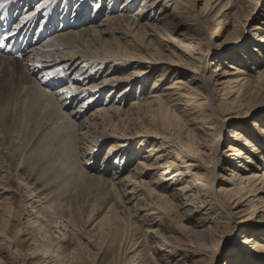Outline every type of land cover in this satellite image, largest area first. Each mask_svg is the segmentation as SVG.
Returning <instances> with one entry per match:
<instances>
[{"label": "bare ground", "instance_id": "1", "mask_svg": "<svg viewBox=\"0 0 264 264\" xmlns=\"http://www.w3.org/2000/svg\"><path fill=\"white\" fill-rule=\"evenodd\" d=\"M44 1L7 0L0 8V28L5 31L8 28L6 34L10 32L9 38L18 41L24 48L17 57L0 53V63H18L26 57L16 68L33 86L31 97L36 101L34 104L37 103L38 110L49 119L56 137L68 142L63 164L44 157L55 142L50 137L51 133L36 149H44L41 155L47 162L42 170L37 165L40 157H34L36 151L30 152L32 156L30 153L26 155L30 156L26 164L36 173V168L41 170L38 179H45L46 188L54 183L63 191L84 189L85 194L90 192V195H95L94 201L109 200V205L104 206L107 208L95 217L100 208L96 209L97 205L92 203L84 223L75 222L68 208L71 221L66 228L70 229V233L63 236L74 247L60 244L58 247L49 239L48 225L38 219L43 217L60 224L59 214L68 210V205L57 203V200L63 199L61 194L55 196L51 191L46 194V190L37 195L44 207L30 204L37 210L35 215L38 216L31 225L37 227L45 241L39 244L38 249L44 257H48V261H35L34 257L30 264H101L100 261L110 254L113 255V262H117L129 253L132 255L128 257L131 264H140L138 259L145 257V248H137L141 244L137 239L138 231L147 227V231H142L147 242L142 243L155 239L153 235L159 229L154 230V226L159 228L163 225L167 217L162 214L166 213V216L174 215L179 219V235L181 232L191 234L195 232L193 226L187 227L182 220L184 213L189 216L192 212H199L194 224L203 229L207 239L182 251L169 242L170 246L159 243L160 254L163 252L160 256L166 264H185L186 259H197L199 263L206 257L210 264H215L225 247H230L227 237L231 223L236 219L240 221L242 231L238 241L240 250L225 253L226 264H264V235L252 229L255 222L264 223V215L255 219L257 212L264 214V205L260 204L264 200L260 197L264 193V166H259L264 162V69L260 70L264 67V26L259 27L261 25L257 23L261 19H255V26L246 31L262 0H195L203 6H196L195 23L189 22L188 26L185 22H177L176 16L165 9L169 5L174 6L173 12L179 8L189 9L188 3L181 0H145L134 17H129L128 12L138 6L140 0H99L97 9L101 8L103 1H107L111 5L108 10L105 9L107 12H112L118 4V10L122 11L119 15L105 17L98 26L89 24L91 26L86 29L79 28L88 23L90 16L94 19L98 13V10L91 9V0L79 1L77 9L75 0ZM165 2L172 4L165 5ZM40 4L43 5L40 7ZM208 11H212V15L207 18H216L219 24L210 38L211 30L204 19ZM222 29H228L230 36L223 42H216ZM64 31L66 33H61ZM59 33L61 35L56 36ZM240 33L244 34L237 38ZM246 36H256V41L252 39L249 43L250 50L244 49L234 56L225 51ZM35 48L39 50L32 52ZM163 52L169 53L165 63L160 61L164 59ZM231 60L234 63L229 64ZM207 64L208 71L205 68ZM38 66L50 69L57 66L64 70L46 72ZM251 72L256 74L255 82L251 81ZM69 73L72 77L67 78ZM154 75L155 83L148 88L147 83ZM34 77H42L40 85ZM69 79L71 84L67 83ZM169 80L172 83L166 86L165 82ZM138 83L140 89L136 94L133 91ZM59 84L62 86L57 87ZM114 93H118L119 100H111ZM105 94H108L107 100L79 121L83 115L79 108L77 110V99L86 96L83 105H80L86 108L88 105H99V99ZM73 104H76L75 107H72ZM253 119H256L254 123L258 131L245 127ZM227 129L230 133L228 138L225 137ZM224 144L227 147L224 156L230 161L226 165L232 168V173L230 180H224L225 184L220 186L219 170L223 169L218 154ZM19 149H15L16 152ZM105 149L104 162L100 166ZM19 160L18 164L24 163ZM234 162L240 163V168ZM133 163L136 165L130 169ZM58 170L61 172L58 173ZM157 174L160 177L155 180ZM10 175L0 161L3 194L11 192L6 190L13 183ZM68 190L65 192L70 198L74 194ZM36 192L31 189L26 193L32 198ZM123 194L130 195L132 200L140 198L151 213L139 218L132 208L123 203ZM6 200L8 202L0 208V238L14 244L15 250L23 257L25 252H30L24 244L29 246L30 238L20 239L24 236L21 228L12 238L7 234L10 221L22 217L29 205L23 202L15 209L10 198ZM181 200H184L183 203ZM242 206L248 210L241 211ZM248 211L251 213L244 215ZM204 220L208 222L203 224ZM89 221L94 222L91 229ZM258 230L264 232V228ZM82 239L88 242L85 244ZM147 253L143 258L144 264H151V259H148L149 256L152 258L151 252ZM32 255L36 254L33 252ZM153 262L155 264L156 261Z\"/></svg>", "mask_w": 264, "mask_h": 264}, {"label": "rangeland", "instance_id": "2", "mask_svg": "<svg viewBox=\"0 0 264 264\" xmlns=\"http://www.w3.org/2000/svg\"><path fill=\"white\" fill-rule=\"evenodd\" d=\"M79 1H82V0H75V3H76V7L75 8L76 9H77V6L80 5ZM144 1L145 0H140L138 6L132 8L128 12L129 13V17H134L135 16L134 14L137 12V10L139 8L142 7V3ZM181 1H184L185 3H188L189 9L179 8V9H177V11L173 12V7L174 6L169 5V7H167V8L165 6L166 11L169 14L175 15L176 18H177V19L175 18V20L177 22H185V23H187V26L190 25V23H195L193 20H195L196 6H197V8H199V7H202L203 4L202 3L199 4L195 0H181ZM98 3H99V0H91V4H92L91 5V9L93 8V10L94 9L96 11L98 10V13L94 17V19H92V17L90 16V19H89L88 23L84 24V26L80 27L79 29L89 28L93 23L98 26V25H100L102 23V21L105 20L104 19L105 17L111 16V15L112 16L119 15V13L122 11V10H118L119 6H120V4H118L117 5L118 7L116 6L115 8H112V12H107L106 10H108L109 7H111V5H108L107 1H105V2L103 1V3L101 4V8L99 7V9H97ZM164 4L168 5V4H172V3L171 2L170 3H166L165 2ZM42 5L43 4H40L39 6L41 7ZM66 7H69V5H66ZM212 11H208V12H210V15L207 12L206 13L207 15L205 14L206 17L204 18V19H206V23L208 24L209 30H211V34H209V38L212 37V35L214 36V33L217 31V29L219 27L218 26L219 24H218L216 18H213V20H212V18L210 20H209V18H207V16H211L212 15ZM30 13H31V11H30ZM124 13H126V12H124ZM27 15H29V14L27 13ZM257 18L261 19V20H259V22H257L258 24L261 25L259 27H263L264 26V0L261 1V4L258 7V10L256 12H254L253 15L251 16L252 20L250 21L249 26L246 28V31L251 30L250 27L255 26L254 20L257 19ZM60 20H62V19H60ZM89 24H91V25H89ZM87 25H89V26H87ZM75 30L76 29H73V31H75ZM227 30L228 29H226V30L222 29L220 31V33L218 34L219 37H217L215 39V41L216 42H223V40L226 37L230 36ZM61 33H66V31L61 32ZM61 33H59L56 36H60ZM149 33L151 35H154V33L152 31H149ZM253 33L256 34L257 32H253ZM243 34L244 33H240L239 35H237V38H238V36H242ZM55 37L51 41H54ZM13 38L15 39L14 36H13ZM252 39L256 41V36H246V38H243L240 42H238V44L236 46H232L230 48H226L225 51L229 52V55H233V54L237 55V53L243 52L242 50H244V49H249L250 50V45L251 44H249V43L252 41ZM51 41H49V43ZM46 43H48V42H46ZM39 47H40V45H39ZM37 50H39V48L33 49L32 52H36ZM168 55H169L168 52H163V58L164 59H162L160 61H162V63L167 62L168 61L167 60ZM25 58L23 60H25ZM15 60H17V59H15ZM23 60H18V61L19 62H23ZM37 62L40 63L41 61H37ZM18 63H16V62L15 63H7L5 65H4V63H2V64L0 63V123L3 122L2 123L3 125L0 124L2 126V127L0 126V140H1L0 141L1 142L0 143V161L5 164V169H6V171H8L11 174L10 176H11V180L13 182L6 189V190L11 191V192H6V194H3V192L5 190L3 189V191H2V189L0 188V204H1L0 208L3 206L4 202L5 203L8 202L6 200V198H10V202L11 203L13 202L12 205L14 206L15 209H18V207H20V204L21 203L23 204V202L24 203L26 202L25 204L29 205V208L25 207L22 217H17L14 220L10 221L7 235L9 236V238H12V236L14 234H16V231L21 228L24 231V236H20V239H29L30 238V245L29 246L26 243H24L25 246L28 247L27 249H28V251L30 250V252H25L26 255H23V257H21L19 255V252H17L15 250V248H14L15 245L14 244H12L9 241L6 242V240L4 238H0V248L2 247L1 250H0V258H1L0 264H23V263L30 264L31 262L34 261V257H35V261L37 260L39 262H42V261L48 259V257L47 256L44 257V255H42V253L38 249L39 244L40 243H45V241H43V239L41 237V234L39 233V230L37 231V229H36L37 227L31 225L32 222L34 221V219H37L38 216L35 215L37 210L35 208H31L30 207L31 203L34 205V207L42 206V203L40 204V198H38L37 195L45 193L46 190H47L46 194L50 193V191H51L54 195L55 194L56 195H58V194L62 195L61 198H63V199L57 200V203H60L62 205L64 204V206L68 205V206H66V208L67 209L68 208L71 209L72 215L74 216L73 219L77 223H78V221H79V223L82 222V221L84 223L85 214L88 213L90 211V209L92 208L91 207L92 203H93V205H95V204L97 205L96 209L100 208L99 209L100 210L99 213H97L95 217L99 216L105 210V208H107V207H104V206H108L109 205L108 204L109 200H108V202H102L100 199H99L98 202L94 201L93 197L95 195H93V194L90 195V192H87L88 195L85 194L84 189H79V190L76 189V188H72V189H69V190L67 189L69 191V193L71 192L70 194H74L70 198H69L70 195H68V198H67V193L68 192L67 193L65 192V191H67L66 189H64L65 191H63L62 187H59L58 185H57L58 186L57 187L56 184L53 185L54 183L52 185L51 184L50 185L47 184L48 186L46 188V185H45L46 183H44L45 179L44 178H43L44 180H42L40 178H39L40 180L38 179V177H40L38 175L40 174V172L42 170V167L47 162V160H44L45 159L44 157L56 160L58 163L63 164V161L65 159V155H66V149H67V146H68V142H64L63 140H60L59 138L56 137L57 133L55 131H52V129H51L52 125L49 123V119L46 118V115L44 116L43 114H41V111L38 110L40 107L38 108V105H36L37 103L34 104L36 101L33 99V97H31V96H33L32 92L34 91L32 89L33 86L30 83L27 82L26 77L22 74L21 70L16 68V67H18V68L20 67ZM228 63L231 64V63H234V62L231 60V61H228ZM37 68L43 69L46 72L52 71L54 69H58V70H62V71L64 70V69H62L60 67H57V66H56V68H53V69L44 68L43 66H38ZM205 68L208 71V64H207V67H205ZM263 69H264V67L262 69H260V70H263ZM62 71H59V72H62ZM70 75H71V73L68 74L67 78ZM156 75L158 76V73ZM156 75H154L152 77L153 79L152 78L149 79V82L147 83V87L148 88L153 87V85L155 83V80H156ZM249 75H250L251 81L255 82L256 79H257L256 74L251 72ZM71 77H72V75H71ZM34 78L37 80V82L40 85V80H41L42 77H40V79H37L36 77H34ZM70 79L67 82L68 84L72 83V81ZM171 83H172L171 80H169L168 82H165V85L166 86H170ZM68 84H67V86H68ZM139 84L140 83L137 84V86L139 88L135 86V88H134L135 91H133L136 94L138 93V91L140 89V85ZM144 84H145V81L143 82V85ZM56 86L57 87H61L62 84H59V85H56ZM63 87H66V85L63 84ZM53 88L55 89V87H53ZM52 92L54 93L55 90L52 91ZM120 92L121 91H119L118 93H120ZM118 93L117 94L114 93L115 95L113 94V96L111 97V100L112 99H117L118 98L117 97ZM28 94H29V96H28ZM106 95H108V94H105L104 97L101 96V98L99 99L101 101V103L99 105L98 104L97 105H93V106H89L88 105L89 108L88 107L81 108V106L83 105V102H84L83 98L85 99L86 96L82 97V98H78L77 101H79V104H78L77 110L79 108L82 111V115H83L78 120L79 121L84 120L88 115H90L93 112H95L99 108V106H101L102 102L107 100V96ZM143 97L141 99H143ZM174 98H177V96H175ZM28 99H29L30 104L27 101ZM117 100H119V99H117ZM30 105H31V107H30ZM75 105L76 104H73L72 107H75ZM124 105H125V102H124ZM84 111H86V112L84 113ZM51 119L53 120V118L50 117V120ZM237 120H240V119H237ZM255 120L256 119H253L251 122H249V126H245V127H247L248 129H256L258 131L259 129L256 127V124L254 123V122H256ZM233 122L243 123V122L234 121V120H233ZM6 131H7V133L5 134ZM8 132H10V133H8ZM49 133H51L50 137L52 138V140L54 139L55 142H54L53 147L51 149H48V151H47L48 153L44 154V157H43L44 159H43L41 154L43 153L44 149H38L37 151H36V149H37V146L42 141L45 140V137ZM225 137H227V138L230 137V133H229L228 129L225 132ZM12 138H14V139H12ZM4 143H6V144H4ZM13 144L14 145L16 144V145H19V146H14ZM5 145H7V146H5ZM225 145L226 144L221 145V147H220V152L221 153L218 154V160L220 161L219 164H220V167L223 169V170H219V174L221 176L219 178L218 185H220V186H223L225 184L224 180H225V182H226V180H230L229 177H230V175L232 173V172H230L232 170V168H230V166H228V164L226 165V163H227V161H229V159L228 158L226 159V157L224 156V152L227 150V147ZM5 147L7 149H5ZM18 147H20L21 149H19ZM13 148L19 149L20 152H19V150H18V152L20 154L23 152L22 155H20L18 152H16L17 150H15ZM9 149H10V151H9ZM14 150H15V152H14ZM33 151H36L35 154H34L35 158H39L40 157L38 159V161L40 163L37 164V165H38V168H40L41 170L36 168V170H38L37 173H36V171H32L33 168H28L29 165L26 164L27 163V159L30 156H32L31 154L33 153ZM106 151H107L106 149H105V151L103 150V152H105V153L101 157L100 164H99L100 166L103 165V162H104L103 158H105L104 155H106ZM30 152H32V153H30ZM12 153H13V155H12ZM29 153H30V156H26V155H29ZM11 155L14 158H12ZM19 155L21 156V158H20ZM144 155H146V153ZM22 156H23V160L24 161L22 160ZM19 158H20V160H19ZM224 158H225V160H224ZM17 159L20 161V163L24 162L26 164V166H25L24 163L18 164L17 163V161H18ZM229 163H230V161H229ZM132 165L133 166H131L130 169H132L136 164L133 163ZM179 165H180V163H179ZM235 165H237V168L238 167L240 168V163L237 162V163H235ZM247 165L249 166L248 163H247ZM260 165L264 166V162H263V164L262 163L259 164V166ZM13 166H15V167H13ZM15 171H16V173H15ZM59 172H61V171L58 170V173ZM32 174H34V175L36 174L37 176L36 175L32 176ZM50 175H52V173L49 174L48 176H50ZM34 177H35V179H34ZM159 177H160V174H157V176L155 177V180L159 179ZM21 178L22 179L24 178L23 180L25 181L26 184L29 183L28 186L24 182H22ZM186 180L190 181L191 179L190 178H186ZM29 186H31V187H29ZM30 188L34 189L35 191H37L36 193H34V196H32V198L34 200H31V201H29V200L32 199V198L29 197L28 194L26 193L27 191L31 190ZM53 190H54V192H53ZM77 190H78V192H77V194H75V192ZM93 193H95V191H93ZM64 194H66V195H64ZM51 196H53V195H51ZM76 196H77V198H75ZM87 196L88 197L90 196V198H87ZM34 197H37V198H34ZM260 197L264 198V193ZM139 199L140 198L132 200L130 195H126V194L122 195L123 203L126 204V206H128L129 208H132L133 212L136 213L139 216V218H141L144 215H147L148 213H151V212L148 211L149 208L146 205V203L141 201V200H139ZM183 201L184 200H181L180 202L183 203ZM89 203H91V204H89ZM135 203L137 205L134 208V204ZM260 204L264 205V200ZM117 205H118V203H117ZM244 206H242L241 211L248 210V208H245ZM42 207H44V206H42ZM118 207H119V210H122L120 205H118ZM101 210H103V211H101ZM79 211L81 213H79ZM180 212L182 213L183 211L180 209ZM70 213L71 212H70L69 209L68 210L65 209L64 213L62 212L61 214H59L61 216V219L59 221L60 224H54L52 222H49L50 219L49 220L47 219L48 220L47 221L43 217H40L39 218L40 220L38 219V221L48 225L47 228H48V231L50 233V235H49L50 238L49 239L53 240L54 241V245L57 244L58 247H59V244H60V246L64 245V247H69V248L74 247V244L69 243V239L65 240V238L63 236L66 233L67 234L70 233V229L66 228V226H70L69 224H70L71 218L69 219L70 216H68V215H70ZM198 213L199 212H192V214H190L189 216H187V213H184L185 215L183 216L184 220H182V223H184L187 227H192L193 226L192 228H193V230L195 232H193L191 234L190 233H186V232H181L183 235L182 234L181 235L178 234V232L180 231V227L178 225L179 219L176 216H174V215H171L169 217V215L166 216V213H163L162 215H165V217H167V218L164 219L163 225L161 227L158 228L157 226H154V230L159 229V232L158 233L156 232V234L153 235V236H155V239L154 238H153V240L149 239L148 243H145V242H147V240L143 237L144 234L142 236V231L146 230L147 227L144 226V229L142 231L141 230L138 231L137 239L139 238V242L142 244L143 247L141 246V244H139L140 246H138L137 248L139 250L142 249V248H145L144 249L145 251L143 252L144 253L143 255H145V257L148 254L147 253L148 251L151 252L152 258H150V256H149V258L147 257L148 259L152 260V261L149 260V263L151 262V264H154L153 261L155 260L156 261L155 264H166L165 261L162 260V258L160 256L163 252H161V254H160L159 243H164V244H167L169 246L171 244V245H173V246H175L177 248H180L179 251L192 248V246H195V244L198 245V243L201 244V242H203V241H205L207 239V236L202 231L203 230L202 228L198 229L196 227V225L194 224V218H195L196 215H198ZM249 213H251V212L248 211V212L244 213V215L249 214ZM256 215H255V219H260L264 214L257 212ZM48 217H51V215L48 216ZM64 217H65V219H64ZM171 219H172V221H171ZM134 221H136V220L134 219ZM180 221H181V219H180ZM196 221H198V220H196ZM258 221H260V220H258ZM91 222L89 221L90 225L88 224V227H90L89 229H91L94 226L93 225L94 222H92V223ZM207 222L208 221L204 220V222H202V223L204 224V223H207ZM48 223H50V226H49ZM239 223H240V221L238 219H236L235 221H233L231 223V228L229 230V236L227 237V242L229 243L228 245L230 247L228 249L225 247L223 253L221 254L222 256L217 259L215 264H226V262H225L226 254H230L232 251L235 252L238 249L240 250V246H239L238 241H240V239L242 237L241 236L242 231H241V225ZM51 224H53V225H51ZM255 224H256L255 228H252V229H254L257 232H261L260 234L264 235V232L258 230L259 228H264V223L255 222ZM149 225L151 226L152 224L150 223ZM205 227H203V228H205ZM220 231H221V233L224 232L225 228L221 229ZM196 232H198V233H196ZM220 235H222V234H220ZM145 236H148V235L146 234ZM35 240H38V242H35ZM142 241H145V242L142 243ZM82 242H84L86 244L88 242V240L82 239ZM146 246H149V247L147 248ZM151 247H152V249H151ZM204 248L208 249L207 247H204ZM19 249H21V248H19ZM36 249H38V250H36ZM93 250H94V248H93ZM33 252L36 255H32ZM111 255L112 254H110L106 258L104 257V259H102L100 261L101 264H116L117 262H118V264L120 262H121L120 264H122V263L123 264H131V261L128 259V257L132 256L131 253L127 254L126 256L125 255L121 256L122 258H119L117 260V262L116 261L113 262V260H112L113 259V257H112L113 255L112 256ZM124 257H125V259H124ZM145 257L142 256L141 258L138 259V261H140V264H142L143 261H144L143 264L145 263V260L143 259ZM23 258H24V260H23ZM49 258L52 259L53 257L52 258L49 257ZM140 259H143V261L140 260ZM186 260L187 261H186L185 264H196L197 263L196 262L197 259H195V261L194 260H188V259H186ZM207 260L208 259L206 257L205 260H203V261H201V262H199L197 264H210V262H208Z\"/></svg>", "mask_w": 264, "mask_h": 264}, {"label": "snow or ice", "instance_id": "3", "mask_svg": "<svg viewBox=\"0 0 264 264\" xmlns=\"http://www.w3.org/2000/svg\"><path fill=\"white\" fill-rule=\"evenodd\" d=\"M6 2H7V0H0V8H3L5 6ZM8 34H10V32ZM0 39H6V37H0ZM4 46H5L4 43H0V48H2Z\"/></svg>", "mask_w": 264, "mask_h": 264}]
</instances>
